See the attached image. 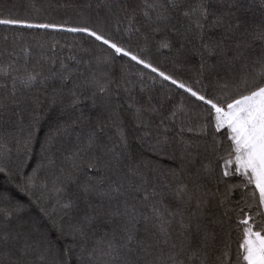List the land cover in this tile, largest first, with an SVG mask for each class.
<instances>
[{
	"label": "snow or ice",
	"instance_id": "1",
	"mask_svg": "<svg viewBox=\"0 0 264 264\" xmlns=\"http://www.w3.org/2000/svg\"><path fill=\"white\" fill-rule=\"evenodd\" d=\"M123 3L97 0V9L106 11L105 21H115L112 26L92 24L91 17L76 25L39 22L0 9V26L8 30L80 34L90 45L84 50L86 60L67 57L75 70L65 60L57 66L55 44L49 48L53 56L41 51L35 64L30 46L0 51V58L5 53L12 58L7 65L0 63V174L11 177L13 164L18 170L26 166L41 131V117L33 113L47 103L49 111L59 109L55 132L45 134L40 162L17 189L32 196V189L39 188L40 199L55 194L52 212L43 205L41 211L60 235L91 241L81 251L82 260L87 256L83 264H226L228 252L217 254L214 227L222 223L220 209H227L221 215L228 220L233 219L230 212L236 215L238 257L244 264H264V0H140L138 12ZM138 16L145 28L175 37V64H182L188 52L199 57L195 77L166 70L154 59L147 36L144 47L133 50L126 41L141 32ZM16 39L12 37L13 45ZM173 47L166 38L158 51ZM120 61L122 68L139 66L138 84L125 79L123 71L120 80L112 78L110 70ZM81 65L84 71H79ZM137 87L141 95L147 93L143 101L133 95ZM161 90L156 101L152 93ZM173 94L180 96L179 103L161 116L163 102ZM188 105L203 114L199 128L185 123V115L192 116ZM125 107L134 128L143 131L134 138L139 153L129 138ZM155 119L159 124L153 135ZM210 124L216 133L226 129L231 141L219 173L211 161L197 167L191 151L195 141L184 139L185 132L206 136ZM73 134L69 148L57 147ZM59 150L66 166L57 167L53 158ZM162 159L178 160L179 166L165 168ZM45 167L53 170L51 187L47 179L40 181ZM236 176L242 178L240 184L225 179ZM240 187L247 195L228 209ZM22 211L19 203L7 213L0 209L7 218L0 221V264H69L52 255L51 244L35 229L14 226L12 218ZM57 212L60 223L53 215ZM73 214L74 222L66 228L63 217Z\"/></svg>",
	"mask_w": 264,
	"mask_h": 264
},
{
	"label": "trees",
	"instance_id": "2",
	"mask_svg": "<svg viewBox=\"0 0 264 264\" xmlns=\"http://www.w3.org/2000/svg\"><path fill=\"white\" fill-rule=\"evenodd\" d=\"M89 3H91V8H88ZM34 6V7H33ZM122 7H127L129 11L136 9L139 11L140 8V0H124V3L121 5ZM0 9H3L5 15L8 14L9 9H12L14 14H18L21 18H28L33 21L39 22H53V23H63L67 21L71 25H76L84 22L91 17L89 21L92 24L99 23L100 26H103L106 22L109 26H112L115 21L107 20L105 21L106 11L105 9H97V0H0ZM37 9L39 11H37ZM137 26L141 28V32L136 35H132L130 41H126L130 44L133 50L138 49L139 47H144L145 40L144 37L147 36V43L151 47L152 55L154 59L159 62L166 70L175 71L180 76L185 78L195 77L196 70L199 68V57L193 55L191 52L186 54V57L183 58L182 64H175L173 60L176 58V40L175 37L172 36L170 32H166L164 30L160 32H154L149 28L144 27L143 18H137ZM7 35L9 40L6 42L3 40V37ZM16 36L15 45L12 44V37ZM166 38L172 39L173 41V49L171 52L168 50H159V44L164 41ZM43 45V49H41L38 45ZM55 44V53L54 59L57 61V66L60 60H65V62L70 63L71 67L75 70L77 66L74 62L68 61L67 57L70 55H75L77 58L87 59L84 54V50L89 48L90 45L88 43L87 37H82L80 34H72V33H52V32H44L43 30H8L4 26H0V51L4 49H8L9 51L15 48V51L20 52V49L25 46H30L34 59L32 64H35V60L39 59L41 51H43L46 56H53V53L49 51V48ZM22 56V54H21ZM10 58L7 53L0 58V63L7 65L10 62ZM126 59V58H125ZM23 59L18 62V64H22ZM123 61L118 62L115 67L111 68L112 78L116 80H120L121 74L123 71L125 79H132L135 83L136 81V67H129L124 65L122 68ZM32 65H30L31 67ZM39 68V65H36ZM49 68L48 64L44 65V71L47 73ZM79 71H84L83 65L79 67ZM207 84L208 81H205ZM70 86V85H69ZM151 86L149 85V88ZM210 90L212 89V85H209ZM48 96L51 95V88L47 93ZM133 95L137 100L143 101V99L147 96V93L141 95L138 91V87L136 91H134ZM153 96L156 97V101H159L163 95V90L153 92ZM186 95V94H185ZM41 101L45 100V95L40 94ZM122 100H126L125 96H121ZM154 101V103L156 102ZM180 96L172 95L171 101L163 102V108L161 111V116H165L170 107L173 104L179 103ZM49 105L47 103H42L39 108H37L36 112L33 115L40 116V133H38L37 140L38 143L34 145L33 153L30 159L27 160L26 166L22 169L17 168L16 164L12 165V176L9 177L7 174H0V193L3 194V199L0 200V209H2L5 213L11 211L16 204H22L24 207V211L17 212L15 217H13L14 226H23L25 230L35 229L39 235H42L45 238V243L51 244L52 247V255L57 258L66 259L69 264H83V261L87 260V256L81 259V251L85 247H90L91 241H82L80 237H76L73 240L71 237H65L60 235L56 229L53 227V221L49 219L41 211V206L47 208L48 212H52L53 206L56 203L55 194L52 195L51 199L47 198V194L45 199H40L41 197V189L36 188L32 189L35 195L32 196H24L22 195L18 189V184H24L26 182L27 176L31 174L32 168L36 167L37 164L41 160L40 154V143L43 142L45 134L49 131L55 132V125L57 123V115L59 109L56 108L53 111L48 110ZM187 111L192 113L191 119L187 115H185L184 120L188 125L195 124L197 128L201 124L204 123L203 114L200 109L195 108L192 105H188ZM122 112L125 113L124 119L125 124L128 128V134L130 140L133 141L134 149L139 153V149L136 148L135 137L137 135H142L143 131H137L131 120L129 114H127V108H123ZM199 114V119H197ZM63 124V121H60ZM179 123V119L177 120ZM159 124V119L153 120L151 124L152 134H156V128ZM77 132L80 129H76ZM86 131V130H85ZM226 129L222 130L219 133L214 131V127L210 124L207 129V135H197L195 133H184V139L195 141V145L191 151L193 156L196 157V166L199 167L201 163L212 162V165L216 168L217 172L222 171L223 167V158H226L229 152V147L231 141L227 139L225 135ZM75 140V135H71L70 137H65L62 141L58 142L57 147L60 148V145L63 144L64 148H69L71 143ZM215 148V150H213ZM176 155H180V146L177 145L175 148ZM64 152L59 150L56 152L53 157L57 162V167L65 164L63 160ZM15 160V156L13 157ZM19 162H17L18 164ZM44 163L47 165V161ZM161 166L167 167H178L179 161L177 160L175 163L169 159H162L160 161ZM66 166V164H65ZM52 169L45 167L40 174V181L47 179L49 181V187H51V176ZM230 181L231 184H240L242 178L241 177H228L225 178ZM38 181V183L40 182ZM221 192L224 191V185L220 186ZM73 191L75 189L73 188ZM246 191L240 187L237 188L232 194L231 200L232 204L227 206L228 209L235 207V201H240L242 196H246ZM243 207V203L240 205ZM83 207V205H81ZM227 209H220L217 213L222 220V223L214 226L215 232L217 234L216 245H217V254H222L224 251L228 252V256L225 258L226 264H244L241 258L238 257V245L241 240V234L236 226V215L235 213H231L233 216L232 220H228L226 217H223L221 213ZM55 216L56 222H61V214L59 212L53 214ZM73 216L63 217V223L65 227H68L69 222H74ZM7 219L4 216H0V221ZM227 245V248H225ZM66 249H71V252H66ZM242 251V250H240Z\"/></svg>",
	"mask_w": 264,
	"mask_h": 264
}]
</instances>
